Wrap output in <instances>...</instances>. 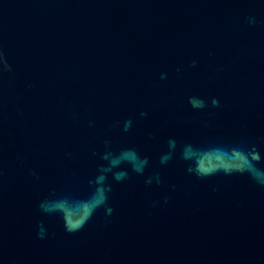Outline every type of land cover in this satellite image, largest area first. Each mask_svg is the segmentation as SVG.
I'll return each mask as SVG.
<instances>
[{"label": "water", "instance_id": "1", "mask_svg": "<svg viewBox=\"0 0 264 264\" xmlns=\"http://www.w3.org/2000/svg\"><path fill=\"white\" fill-rule=\"evenodd\" d=\"M0 264H264V0H0Z\"/></svg>", "mask_w": 264, "mask_h": 264}]
</instances>
